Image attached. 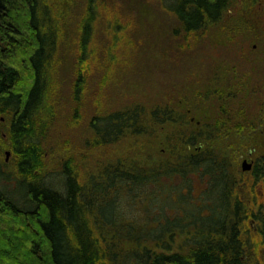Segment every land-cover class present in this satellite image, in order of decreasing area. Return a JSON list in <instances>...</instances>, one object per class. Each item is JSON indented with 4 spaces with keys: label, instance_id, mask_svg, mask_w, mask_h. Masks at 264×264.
<instances>
[{
    "label": "trees",
    "instance_id": "16d2710c",
    "mask_svg": "<svg viewBox=\"0 0 264 264\" xmlns=\"http://www.w3.org/2000/svg\"><path fill=\"white\" fill-rule=\"evenodd\" d=\"M50 1L0 0V122L18 157L15 172L3 170L0 160V182H16L0 190V264H252L249 230L264 247V212L244 200L230 154L213 146L217 121L194 125L190 110L172 97L120 107L96 100L121 66L142 0H72L82 4L69 86L75 121L89 102L90 80L105 71L92 100L88 137L77 150L82 161L91 154L98 159L87 165L86 178L73 168V151L61 149L65 159L48 169L44 146L57 120L50 103L65 80L64 35ZM150 1L173 21L174 38L190 49L191 39L220 25L234 2ZM102 31L111 41L99 57ZM155 137L165 138V155L100 157L124 142L141 145ZM260 165L257 184L264 182Z\"/></svg>",
    "mask_w": 264,
    "mask_h": 264
},
{
    "label": "rangeland",
    "instance_id": "374dc122",
    "mask_svg": "<svg viewBox=\"0 0 264 264\" xmlns=\"http://www.w3.org/2000/svg\"><path fill=\"white\" fill-rule=\"evenodd\" d=\"M50 2L58 9V29L64 35L60 42L65 80L59 87L55 86L53 103H50L57 120L44 146L49 150L45 163L48 169L57 168L58 161L65 159L61 149L73 151L78 163L73 168L88 178L87 165L94 163L98 156L91 154L82 161L77 150L88 137L89 120L95 113L92 100L97 97L100 81H105V71L96 72L90 80L86 93L89 102L83 118L75 121L69 86L75 77V39L82 4L72 0ZM137 2L139 0H132L133 5ZM141 3L138 27L132 29L133 39H128L121 49V66L109 76L96 100L106 107H120L133 102L148 105L172 97L175 104L190 110L194 125L217 121L219 140L213 146L230 154L241 173L244 200L249 204L257 202L264 212V182L257 184L255 175L257 163L264 169V0H234L220 25L191 39V49L174 38L173 21L154 1L142 0ZM110 41L102 31L97 45L99 57L106 56ZM131 142L114 146L100 157L104 156L105 160L158 157L169 149L165 138L160 137L144 139L141 145ZM53 147L55 149L51 150ZM0 160L7 166L3 170L16 171L18 157L13 152L5 122H0ZM246 160L254 164L248 172L243 171ZM12 184L13 188L16 182L2 180L0 190H8ZM250 224L254 225L248 222L249 228ZM248 241L252 264L257 259L264 261L259 235L249 230Z\"/></svg>",
    "mask_w": 264,
    "mask_h": 264
},
{
    "label": "water",
    "instance_id": "95a60500",
    "mask_svg": "<svg viewBox=\"0 0 264 264\" xmlns=\"http://www.w3.org/2000/svg\"><path fill=\"white\" fill-rule=\"evenodd\" d=\"M251 169H252V165L250 163H248L247 161H245L243 163V171L248 172V171H251Z\"/></svg>",
    "mask_w": 264,
    "mask_h": 264
},
{
    "label": "flooded vegetation",
    "instance_id": "af4514ba",
    "mask_svg": "<svg viewBox=\"0 0 264 264\" xmlns=\"http://www.w3.org/2000/svg\"><path fill=\"white\" fill-rule=\"evenodd\" d=\"M246 161L252 165V169H253V167H254L253 162H249L248 160H246ZM252 169H251V170H252Z\"/></svg>",
    "mask_w": 264,
    "mask_h": 264
}]
</instances>
